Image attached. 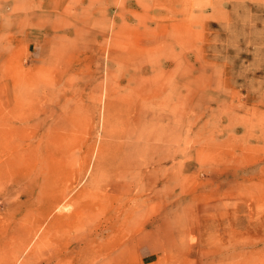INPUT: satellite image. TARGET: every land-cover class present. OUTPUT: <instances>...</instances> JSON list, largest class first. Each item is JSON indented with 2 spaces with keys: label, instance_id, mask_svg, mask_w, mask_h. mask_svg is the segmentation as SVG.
Masks as SVG:
<instances>
[{
  "label": "rangeland",
  "instance_id": "1",
  "mask_svg": "<svg viewBox=\"0 0 264 264\" xmlns=\"http://www.w3.org/2000/svg\"><path fill=\"white\" fill-rule=\"evenodd\" d=\"M0 264H264V0H0Z\"/></svg>",
  "mask_w": 264,
  "mask_h": 264
},
{
  "label": "bare ground",
  "instance_id": "2",
  "mask_svg": "<svg viewBox=\"0 0 264 264\" xmlns=\"http://www.w3.org/2000/svg\"><path fill=\"white\" fill-rule=\"evenodd\" d=\"M12 86H13V85H12ZM13 87H14V86H13ZM22 100H23V99H22ZM67 189H68V188H67ZM66 196H67V195H66ZM61 208H62V207H60V206H59V208H58V209H61ZM63 208H64V207H63Z\"/></svg>",
  "mask_w": 264,
  "mask_h": 264
}]
</instances>
